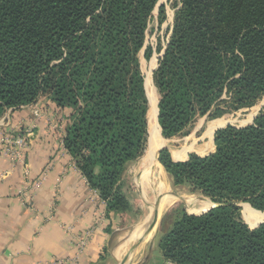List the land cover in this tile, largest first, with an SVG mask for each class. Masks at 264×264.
I'll list each match as a JSON object with an SVG mask.
<instances>
[{
  "label": "trees",
  "instance_id": "obj_1",
  "mask_svg": "<svg viewBox=\"0 0 264 264\" xmlns=\"http://www.w3.org/2000/svg\"><path fill=\"white\" fill-rule=\"evenodd\" d=\"M159 1L0 0V118L41 97L67 110L66 156L105 203L106 218L129 209L121 179L146 149L141 56L153 53L149 24L165 19ZM155 51L162 138L252 108L264 99V0H179ZM213 144L184 161L159 152L174 187L217 206L165 213L158 249L168 264H264V223L249 229L238 206L264 211V106L250 124L216 131Z\"/></svg>",
  "mask_w": 264,
  "mask_h": 264
},
{
  "label": "crops",
  "instance_id": "obj_2",
  "mask_svg": "<svg viewBox=\"0 0 264 264\" xmlns=\"http://www.w3.org/2000/svg\"><path fill=\"white\" fill-rule=\"evenodd\" d=\"M34 109L40 111L39 118L32 115ZM55 109L42 97L32 105L6 112L4 130L28 138L21 161H10L0 146V264H48L55 259L75 257V264H108V258L117 261L131 241L141 236L146 241L156 229L151 227L155 220L150 222V218L144 217L137 224L145 220L143 229L136 231L134 227L128 237L126 233L118 234L125 231L121 223L133 210L106 218L105 205L94 198L84 177L66 156L65 133L50 130L56 118L61 116L65 120L63 114H67V110ZM209 139L214 145L213 135ZM45 172L41 186L33 192L31 210L19 199L18 192ZM136 180L137 177L135 184ZM195 203L208 206L207 209L212 205L208 199ZM88 231L91 236L79 254L77 242ZM157 235L147 251V243H139L132 264H168L158 249Z\"/></svg>",
  "mask_w": 264,
  "mask_h": 264
},
{
  "label": "rangeland",
  "instance_id": "obj_3",
  "mask_svg": "<svg viewBox=\"0 0 264 264\" xmlns=\"http://www.w3.org/2000/svg\"><path fill=\"white\" fill-rule=\"evenodd\" d=\"M178 1L179 0H160L158 3L159 4L158 6L164 5L165 19L163 20L162 23H158L157 19L154 18L153 21L149 24V28L147 30L146 45H151L153 47V53H152V56H151L149 61H146L141 56V69H142V72L144 75V80H146L147 75H150L152 84H153V80H152L151 70H155L157 68L158 58L161 56L160 53L155 51V47H156V44L158 43V41L160 42V44L162 46H164L166 37L168 36L170 28L172 26L173 16H174V13L177 9ZM156 15H157V11L154 12V16H156ZM153 87L156 90L154 84H153ZM145 90H146V94H147V98H148V112H149L150 108L152 107L153 101L147 92L146 85H145ZM155 94H156L157 101H158L159 97H158L157 90L155 91ZM263 102H264V99L252 108L243 109V110H240L237 112H229V113H226L223 116L216 118V119H209L207 117L199 118L196 122H194L192 125H190L186 129L185 132H183V133H181V134H179V135H177L171 139H164V138H162L161 135H160L161 136L160 138L165 140L166 148L170 152L172 159L175 161H184L191 154H196V155L201 156V157L206 156V155H208L214 151V145H212V143L210 142V139H209L210 137H209L208 133L206 132L209 125L212 122L217 121V120H224V122H225V124L221 125V127L220 126L217 127L213 131V134L216 131L223 129L228 125L236 126V127H242V126L248 125L252 122L254 116L257 115L258 111L260 110L261 104ZM35 110H37V109H34L32 112V115L34 117H35V115H34ZM9 111L10 110H8L6 112H9ZM35 118H37V117H35ZM6 120H7V116L5 113L0 118V126L4 125V123L6 124L7 123ZM64 122L66 123V120L62 119L61 116H59L58 118H56L54 120L53 127H55V130L53 127L50 128V130L53 131L54 133H64V126H63ZM57 128H59V130H60L59 132H58ZM1 129H2V131H4V133L6 132L4 130L5 128H0V132H1ZM148 138H149V134H148V130H147L146 149H145L143 155L139 159H137L136 161L127 164L125 172L123 173V176L121 179V185H120L121 190L120 191L122 192L123 196L125 197L126 202H127V207L129 208L126 212L133 210V213L130 214L128 216V218H125L123 220V222L121 223L122 226H125V231L118 233L121 235H124L126 233L127 237H128V235L131 234V232L133 231V228L144 217H147L150 213V207H149L148 202L145 200V198L141 194L139 188L136 186L137 180H136V184H135V178L137 177V179H138L137 175H138V173L142 167V164L147 159V157L149 155L148 145H147L148 144ZM186 147L189 148V151H188L186 156H182L181 158H176L174 156L175 153L181 151L183 148H186ZM157 157H158V155H157ZM157 161H158V158H157ZM162 170H163L162 172L164 175V183H165L166 188L168 189V192L178 196L179 199L175 200L171 205H169L170 207L169 206L165 207V209L162 211L161 215L158 217V219L155 222L156 224L157 223L158 224H157V226L155 224L156 229H155L154 233L152 234V237L146 241L144 239H142V241H141L142 243H145V242L147 243L146 244V246H147L146 251L148 250V247H149L148 245H150L152 243V241H154L155 236L159 233L161 219L165 213H167L168 211H170L173 208L183 206L188 214H196L194 209L201 208L202 207L201 203H195L193 206H191L190 204H188L185 201H187V200L188 201H192V200L193 201L194 200L199 201V200L206 199L203 196L199 195L198 193H191L188 187H184V186L183 187H174L172 185V182H171L169 175L165 172L164 169H162ZM147 195H148V198L150 200L152 199L151 201H153V195H154L153 191L150 190L147 193ZM245 205H248V204H244V203L238 204V206L240 207V216H241L242 220L247 224V226L250 227L249 224L246 222L244 215H243ZM122 214L124 215L125 212H122ZM262 221L264 222V219ZM141 226H144V221L141 223ZM250 228H252V227H250ZM135 237L136 236H134L133 238H135ZM158 238H159V236L157 235L156 240H155L156 242L159 240ZM133 244H134V241H131L127 245V247L124 249L122 254L119 255V257L117 258L118 259L117 261L112 260L111 258H108L109 259L108 264H120L122 262V260L127 258V256L129 255ZM135 254H136V252L133 254L131 260L129 261V264H132L133 259L135 257ZM139 254H140V252H139ZM139 257H140V255L137 257V259ZM137 259H136V261H137Z\"/></svg>",
  "mask_w": 264,
  "mask_h": 264
},
{
  "label": "bare ground",
  "instance_id": "obj_4",
  "mask_svg": "<svg viewBox=\"0 0 264 264\" xmlns=\"http://www.w3.org/2000/svg\"><path fill=\"white\" fill-rule=\"evenodd\" d=\"M145 85H146L147 92L153 101L152 107L150 108V111L148 112V115H147L148 134L150 138V152H149L147 159L143 162L141 172L138 175L137 186L140 189L145 200L148 202L149 206L151 208H153V206L157 208L156 216L154 219L156 222V220L161 215L165 207H168L169 205H171L175 200L179 199V197L168 192V189L166 188L165 183H164V175L162 172L163 168L157 161L158 150L161 147H163L166 142L165 140L160 138L161 137L160 128L157 122V97L155 94L156 90L153 87L150 75H147V78L145 80ZM224 124H225L224 120H217V121L212 122L206 131L209 137L212 139L213 131L217 127L224 125ZM188 151H189V148H183L181 151L175 153L174 156L181 158L182 156H185L188 153ZM150 190H152L154 193L153 201H151L152 199L150 200L147 195V193ZM185 202H187L191 206L195 204V200L194 201L187 200ZM207 207L208 206L201 207L199 209H194V210L198 214V213L205 211ZM243 215H244L246 222L252 228L255 227L257 224H259V222H261L264 219V212L256 211L248 205H245ZM155 222L151 224L152 225L151 227L155 228V224H156ZM145 223L146 221L144 220V225ZM143 227L144 226H141V224H139L135 226L134 230L137 231L140 228L143 229Z\"/></svg>",
  "mask_w": 264,
  "mask_h": 264
},
{
  "label": "built area",
  "instance_id": "obj_5",
  "mask_svg": "<svg viewBox=\"0 0 264 264\" xmlns=\"http://www.w3.org/2000/svg\"><path fill=\"white\" fill-rule=\"evenodd\" d=\"M34 115L37 118H39L41 116V114L38 110L34 111ZM0 127L6 128L7 124L4 123V125H2ZM53 128L55 130V127H53ZM26 138H28V136H25V137L13 136L7 132L4 133V131H2V129H1L0 146L2 147V154L5 157H7L10 161H21L22 150H24L26 145H27V139ZM74 168H75V166H74ZM45 175H46V172L43 173L36 180L26 183L24 185V187L18 192L19 199L22 201V203L25 206H27L31 210L33 209V207H32L33 192L41 186V184L45 178ZM91 191L93 193L94 198L100 199L95 191H93V190H91ZM100 201H101L100 203L102 205H105V203L101 199H100ZM63 229L66 230L67 228L65 229V227H63ZM90 236H91V231H88L87 233H85L83 238H80V240H78V242H77L78 247L77 248H78L79 254L84 250V248L87 244V240L89 239ZM76 260H77V257L72 258V259H55L48 264H75Z\"/></svg>",
  "mask_w": 264,
  "mask_h": 264
},
{
  "label": "water",
  "instance_id": "obj_6",
  "mask_svg": "<svg viewBox=\"0 0 264 264\" xmlns=\"http://www.w3.org/2000/svg\"><path fill=\"white\" fill-rule=\"evenodd\" d=\"M158 5H159V4H158ZM153 71H154V70H151V75L153 74ZM144 87H145V80H144ZM145 92H146V90H145ZM146 96H147V94H146ZM147 99H148V98H147ZM157 106H158V101H157ZM263 106H264V102L261 104L260 109H261ZM255 116H256V115H255ZM255 116H254V118H255ZM157 119H158V107H157ZM158 126H159V125H158ZM214 134H215V133H214ZM214 134H213V139H212V141H214ZM160 135H161V132H160ZM147 145H148V151H149V149H150V147H149V138H148V144H147ZM163 149H167V148H166V144L158 150V154H159V152L162 151ZM157 158H158V157H157ZM216 206H217V205H215V204L212 203V205H210V207H209L206 211H204V212H202V213H200V214H192V215H201V214H204V213H206L208 210H210V209H212V208H214V207H216ZM149 207H150V206H149ZM156 212H157V208H156L155 206H153V208L150 207V213H149V215L147 216L148 218H150V222H152V221L154 220L155 215H156ZM262 223H264V222H263V221L260 222L259 224H257V225H256L255 227H253V228H250V227H249V229L252 230V229L256 228L258 225H260V224H262ZM147 230H149V227L147 228ZM143 232L146 233V229L143 230ZM142 237H143V236L139 237L138 239H136V240L134 241V244H133V246H132V248H131V251H130L129 255L127 256V258H125V259L123 260V264H129V261L131 260L133 254L135 253V251H136V249H137L139 243L142 241V239H144V238H142Z\"/></svg>",
  "mask_w": 264,
  "mask_h": 264
}]
</instances>
